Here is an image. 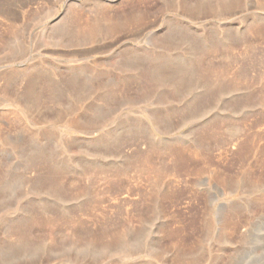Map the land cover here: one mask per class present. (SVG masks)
I'll return each instance as SVG.
<instances>
[{"label":"rangeland","instance_id":"obj_1","mask_svg":"<svg viewBox=\"0 0 264 264\" xmlns=\"http://www.w3.org/2000/svg\"><path fill=\"white\" fill-rule=\"evenodd\" d=\"M0 264H264V0H0Z\"/></svg>","mask_w":264,"mask_h":264}]
</instances>
